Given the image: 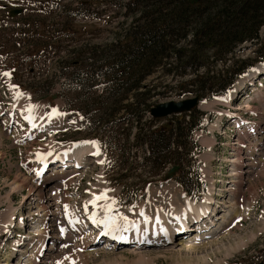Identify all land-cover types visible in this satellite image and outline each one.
I'll list each match as a JSON object with an SVG mask.
<instances>
[{"label":"rangeland","instance_id":"obj_1","mask_svg":"<svg viewBox=\"0 0 264 264\" xmlns=\"http://www.w3.org/2000/svg\"><path fill=\"white\" fill-rule=\"evenodd\" d=\"M14 8L22 11L10 16ZM126 19L110 0H0V264H144L140 255L153 258L145 264H181L182 255L192 257L189 264H264V26L259 42L239 46L227 66L211 72L235 73L241 60L251 65L216 96L199 97L192 82L185 85L196 75L180 67L169 73L170 64L128 92L110 93L100 72L86 76L82 89L69 83L60 60L69 65L75 46L73 57L93 61L91 49H106ZM195 96L193 123L204 118L194 134L179 125L191 112L150 116L158 103ZM171 127L172 140L186 147L175 143L154 161L140 137ZM82 144L96 146L99 156L86 154L75 166L63 161ZM102 194L107 199H97ZM171 203L180 215L202 207L201 230L197 215L192 231L180 228L172 239L147 227L160 208L183 226ZM105 206L112 211L103 215ZM110 213L124 221L113 240L100 230ZM136 219L146 228L135 237L128 230Z\"/></svg>","mask_w":264,"mask_h":264},{"label":"trees","instance_id":"obj_2","mask_svg":"<svg viewBox=\"0 0 264 264\" xmlns=\"http://www.w3.org/2000/svg\"><path fill=\"white\" fill-rule=\"evenodd\" d=\"M117 2L125 10L127 22L124 32L117 35L106 49H91L85 62L79 56L73 57L76 47L70 53L69 65L60 60V69L69 67V83L80 89L85 86L86 76L96 72L102 74L105 81L110 80V93L130 91L143 87V81L162 65L170 64L167 72L181 68L180 74L193 72V81H187L196 87L197 95L215 96L227 91L235 78L251 65L246 60H238V71L233 68H221L211 74L217 65L227 66L239 46L247 42H259L260 30L264 26V0H110ZM30 29H37L34 28ZM56 28L54 27V31ZM110 49V53L107 50ZM76 55V54H75ZM101 62V63H100ZM211 65L213 68H211ZM71 66V67H70ZM231 73V74H230ZM62 74V72H61ZM216 86V87H215ZM132 107L135 112L139 106ZM189 121L190 133L194 134L204 118L203 113L194 122L192 115ZM133 116V115H132ZM141 117L136 121L140 122ZM174 129H147L142 145L151 148V159L156 161L171 152L176 143L186 147V142L172 140ZM167 132H169L167 134ZM141 133H139L138 137ZM178 138L180 134H177ZM178 154H173L176 156Z\"/></svg>","mask_w":264,"mask_h":264},{"label":"bare ground","instance_id":"obj_3","mask_svg":"<svg viewBox=\"0 0 264 264\" xmlns=\"http://www.w3.org/2000/svg\"><path fill=\"white\" fill-rule=\"evenodd\" d=\"M255 124H253L252 122H251V128L253 129L252 130V132H253V134L255 133L254 131H256L257 129H256V127L254 126ZM250 128V129H251ZM244 132H247V131H243L242 132V134L244 133ZM251 132V133H252ZM243 138V137H242ZM244 142H242V139H240V140H238L237 141V145L239 146L238 147V153L240 152V148H241V144H243ZM77 147V150H76V152L78 151V150H80V154H77L76 156H75V158L73 159V160H68L67 159V156H64V160L63 161H70L69 163H71V161H74V164H72V166L74 165L75 166V164L76 165H80V164H82L83 163V161L84 160H86L87 158L84 156V155H88L89 154V156H90V154L91 155H95V156H99V154L97 155L96 153L98 152L99 153V149L96 147V146H89V144H82V145H77L76 146ZM241 153H239L238 155H240ZM49 158V157H48ZM45 160V159H44ZM43 160V161H44ZM239 160V159H238ZM241 161V160H240ZM239 161V162H240ZM236 163V162H235ZM43 164V163H42ZM45 164V163H44ZM63 165V164H62ZM64 167H66V168H68V167H70V166H68V165H63ZM42 169V168H41ZM39 170V169H38ZM36 176V179H37V182L39 183V184H42V181H43V179H42V177L40 176V173H39V171H37L36 172V174H35ZM33 188V187H32ZM173 199L172 198H170V200L169 201H172ZM104 203H106V200H104L103 201ZM108 207V206H107ZM107 207L105 206V207H102V213H103V215H106L108 212L106 211V209H107ZM170 207H172V208H174V206H172V203H171V206ZM208 207V206H207ZM188 209H189V212L191 213V214H187V215H180L181 214V211L179 212V211H177L175 208L173 209V212H175L174 214H175V217H178V219L177 220H182V223L184 224L183 226H177L178 224H176V225H173L172 223H170L169 221H168V217H167V215H168V213L166 214V212L162 209V208H160L161 209V211L162 212H159V214L157 213L156 215H158V216H156L155 215V217H153V221H149L148 219H147V221L148 222H150V224H148V226L147 227H149V228H152V229H155L156 231H158V233L159 232H164L166 235H167V238L166 239H172L173 238V235H174V233L176 232L175 230H180V228H186V231L187 230H189V231H192L193 229H192V227L194 226V223H193V221H192V217H194L195 215H197L198 217H195V220H196V225H198V226H200L199 227V229L198 230H201V228L203 227V225H202V222H203V219H204V216H202L201 217V219H200V214H201V211H202V207H200V208H196V207H193V206H190V207H187ZM206 208V207H205ZM157 210V209H156ZM171 210V209H170ZM141 211L143 212V208H141ZM157 211H159V210H157ZM171 212V211H170ZM180 215V216H179ZM148 216H150V215H148ZM109 217H111L112 219L111 220H109V223H108V226L106 227L105 226V224L103 223V225H102V228L100 229L101 231H102V233L104 234V235H108V234H110V239L111 240H113V238L115 237L114 235H112L113 233H118V234H120V231H121V228H122V225H123V222L124 221H122V217H120V215H111V213H110V215L109 216H107L104 220H108V218ZM101 220H103V216H102V218H101ZM103 220V221H104ZM141 219H136L135 221H133L132 223L130 222L129 223V227H130V225H131V228H129L130 230H128L129 231V233L128 234H130V233H133L132 235L133 236H137L136 234L138 233V231L140 230V231H142V229H144V228H146L145 226V221L144 222H142V221H140ZM139 223V224H138ZM192 224H193V226H192ZM127 227V226H126ZM137 229V230H136ZM182 230V229H181ZM135 232H136V234H135ZM142 233V232H141ZM188 233H191V232H188ZM128 234H125V235H128ZM182 234V237H184V234L183 233H181ZM176 235V234H175ZM139 237H141V235L139 234ZM127 238V237H126ZM109 239V240H110ZM196 238H193V240H195ZM185 240V239H184ZM185 241H187V240H185ZM183 242V241H182ZM179 243H181V242H179ZM185 243V242H184ZM187 244V243H186ZM197 248V246H192V247H189V250L191 251V250H194V249H196ZM87 250V248H85V250L84 251H86ZM197 250V249H196ZM138 253V252H137ZM180 254V253H179ZM180 255H182V254H180ZM122 257H124V255H121ZM86 258H88L87 257V255L85 256ZM184 260H186V262H183V263H181V264H189V259L190 258H192V257H187V256H181ZM139 261L141 260V262L142 263H149L150 262V259L152 258L151 257V255H147V256H143V255H140L139 257ZM175 258H177V259H179L180 261H181V259H180V257L179 256H175ZM153 259V258H152ZM194 259V258H193ZM32 261L33 262H35V264H38V261H37V259L35 260V259H32ZM138 262V261H137Z\"/></svg>","mask_w":264,"mask_h":264},{"label":"water","instance_id":"obj_4","mask_svg":"<svg viewBox=\"0 0 264 264\" xmlns=\"http://www.w3.org/2000/svg\"><path fill=\"white\" fill-rule=\"evenodd\" d=\"M22 9L14 8L10 11V16H14L18 13H21ZM199 103V97H191L181 100H169L166 102L158 103L157 105L151 107L150 109V116L154 118H162L167 117L171 114H178L182 112H191V110L197 107ZM177 169V166L173 167L168 172V177L172 176L174 171Z\"/></svg>","mask_w":264,"mask_h":264},{"label":"snow or ice","instance_id":"obj_5","mask_svg":"<svg viewBox=\"0 0 264 264\" xmlns=\"http://www.w3.org/2000/svg\"><path fill=\"white\" fill-rule=\"evenodd\" d=\"M3 75L8 76L9 73H3ZM89 143H95V142H89ZM96 154L98 155L99 153L97 152ZM97 199H100V200L107 199L106 194H102L101 196L97 197ZM106 211L110 212V211H112V209L109 207V208L106 209ZM141 215H143L142 212H141ZM111 219L112 218L109 217L108 220L100 221V223H104L105 226L107 227L108 226V223H109V220H111ZM123 219L126 220L127 218L124 217Z\"/></svg>","mask_w":264,"mask_h":264}]
</instances>
